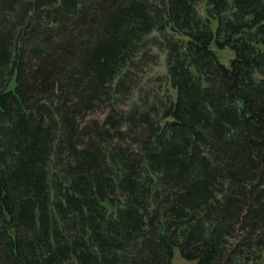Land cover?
<instances>
[{
  "label": "trees",
  "instance_id": "16d2710c",
  "mask_svg": "<svg viewBox=\"0 0 264 264\" xmlns=\"http://www.w3.org/2000/svg\"><path fill=\"white\" fill-rule=\"evenodd\" d=\"M152 49L174 93L118 109ZM174 247L264 264V0H0V264Z\"/></svg>",
  "mask_w": 264,
  "mask_h": 264
},
{
  "label": "rangeland",
  "instance_id": "374dc122",
  "mask_svg": "<svg viewBox=\"0 0 264 264\" xmlns=\"http://www.w3.org/2000/svg\"><path fill=\"white\" fill-rule=\"evenodd\" d=\"M200 14L204 12V2L198 4ZM216 21H212V28L215 29ZM219 61L229 66L230 60L234 57V52L225 47L220 49L213 43L211 45ZM164 49H152L151 53L141 59L136 67L132 69L128 79L129 90L125 95L115 101V106L118 109L127 110L133 101L139 99L149 100L153 95L160 94V87H165L167 84L162 83L163 75L165 74L164 65ZM13 84V81L11 82ZM170 92L174 91L167 85ZM111 106L110 102H102L96 110L91 114L92 117L103 119L105 111ZM111 210V207H109ZM171 264H195L194 260H188L181 256L177 247H174L171 258Z\"/></svg>",
  "mask_w": 264,
  "mask_h": 264
}]
</instances>
